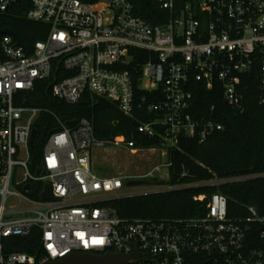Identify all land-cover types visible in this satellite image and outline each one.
<instances>
[{"label": "built area", "instance_id": "obj_1", "mask_svg": "<svg viewBox=\"0 0 264 264\" xmlns=\"http://www.w3.org/2000/svg\"><path fill=\"white\" fill-rule=\"evenodd\" d=\"M17 2L0 0V12ZM158 2L169 18L152 25L128 0H29L25 16L49 25L46 36L28 50L10 35L0 37V264H47L73 252L133 255L124 264H264V216L250 206L246 217H230L220 192L194 196L204 202L199 216L120 217L107 202L120 197L124 182L96 172L93 152L144 148L125 135L97 139L86 118L71 125L57 119L37 173L28 169L40 109L15 99L58 66L67 75L53 83L54 96L74 103L89 91L125 115L152 113L137 131L165 151L181 136L202 141L223 128L204 112L192 114L197 90L217 82L227 105L240 107L255 70L264 106V0H194L177 12L174 0ZM256 175L169 187L216 186ZM29 181L47 183L49 197L40 196L44 185L38 199L19 188ZM8 194L14 196L10 208ZM33 228L45 254L4 252L5 237L26 236Z\"/></svg>", "mask_w": 264, "mask_h": 264}, {"label": "trees", "instance_id": "obj_2", "mask_svg": "<svg viewBox=\"0 0 264 264\" xmlns=\"http://www.w3.org/2000/svg\"><path fill=\"white\" fill-rule=\"evenodd\" d=\"M136 16L152 25L165 23L169 12L160 7L158 0H128ZM174 0V12L186 2ZM29 0H18L6 11L0 12V37L10 35L15 43L28 50L38 39H43L49 25L28 19L25 13ZM61 66L54 68L48 78L37 80L31 89L17 94L15 103H24L40 109L34 122L35 137L29 143L28 169L37 173L47 137L56 127L57 119L64 122L88 119L97 139L108 140L125 135L138 147H158L155 138L144 137L137 131L139 123L148 121L152 113L135 109L132 115L123 114L115 103L104 97L85 91L74 103L65 102L52 93V85L65 77ZM247 88L240 107L233 108L222 97L219 83L210 90L195 91L193 115L212 117L223 125L221 130L209 134L204 140L181 136L176 147L168 148L169 184L190 183L212 177L224 178L252 175L244 180L223 182L216 186H192L149 194L123 196L107 202L122 218H176L195 217L203 214L204 202L194 196L220 192L227 198L230 217L244 218L248 208L254 207L264 216V106L260 103L257 73L248 77ZM213 107V108H212ZM43 181H29L20 185L29 189V196L39 198ZM4 252H25L39 258L45 254L38 228L26 236H10L3 239Z\"/></svg>", "mask_w": 264, "mask_h": 264}, {"label": "rangeland", "instance_id": "obj_3", "mask_svg": "<svg viewBox=\"0 0 264 264\" xmlns=\"http://www.w3.org/2000/svg\"><path fill=\"white\" fill-rule=\"evenodd\" d=\"M168 163L167 151L161 147L133 150L99 148L92 157V167L100 175L122 178L125 186L118 194L120 197L171 190L167 183ZM131 180L140 182L127 185ZM9 189H16L12 182ZM13 199L12 194L7 195V208L11 207Z\"/></svg>", "mask_w": 264, "mask_h": 264}, {"label": "water", "instance_id": "obj_4", "mask_svg": "<svg viewBox=\"0 0 264 264\" xmlns=\"http://www.w3.org/2000/svg\"><path fill=\"white\" fill-rule=\"evenodd\" d=\"M73 120L68 121V125L73 124ZM36 129L33 128L30 135V142L33 141L35 137ZM140 182L139 180H131L127 182V185L136 184ZM49 193V185L47 183L44 184V189L41 193V198H48ZM131 256H125L117 253H104L101 255H94L90 253H82V252H73L69 253L55 261L48 262L47 264H124L126 263Z\"/></svg>", "mask_w": 264, "mask_h": 264}]
</instances>
